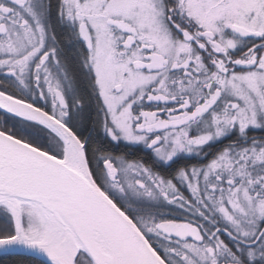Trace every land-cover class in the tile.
Segmentation results:
<instances>
[{"label": "snow or ice", "instance_id": "snow-or-ice-1", "mask_svg": "<svg viewBox=\"0 0 264 264\" xmlns=\"http://www.w3.org/2000/svg\"><path fill=\"white\" fill-rule=\"evenodd\" d=\"M254 130L264 0H0V264H264Z\"/></svg>", "mask_w": 264, "mask_h": 264}, {"label": "trees", "instance_id": "trees-1", "mask_svg": "<svg viewBox=\"0 0 264 264\" xmlns=\"http://www.w3.org/2000/svg\"><path fill=\"white\" fill-rule=\"evenodd\" d=\"M53 3H55V0H53ZM84 127L87 129V131H85V135H91L93 137H98L99 135H102L98 129L96 130H93V125L91 124V122H87ZM129 151H132L134 152V154L137 156V157H140V156H144L145 158L146 155H145V152L143 151H139L138 149H130V148H126L124 145H120L118 148H115L114 149V152L116 154H126L128 153ZM192 162V161H191ZM193 163V162H192ZM5 264H11L10 261H6Z\"/></svg>", "mask_w": 264, "mask_h": 264}, {"label": "flooded vegetation", "instance_id": "flooded-vegetation-1", "mask_svg": "<svg viewBox=\"0 0 264 264\" xmlns=\"http://www.w3.org/2000/svg\"><path fill=\"white\" fill-rule=\"evenodd\" d=\"M39 103H40L41 105H43V101H39ZM249 135H250V136H254V137L259 138V137L264 136V132H261L260 130H254V131L250 132ZM228 142H229L228 140H224V141H223L222 143H220V144H214L211 148L208 149V151L211 152V153H215V152L217 151V149L223 147V146H224L225 144H227ZM209 158H210V157H209ZM201 159H202V157H200V158H196V159H193L192 162H193V163H197V162H199V160H201Z\"/></svg>", "mask_w": 264, "mask_h": 264}, {"label": "rangeland", "instance_id": "rangeland-1", "mask_svg": "<svg viewBox=\"0 0 264 264\" xmlns=\"http://www.w3.org/2000/svg\"><path fill=\"white\" fill-rule=\"evenodd\" d=\"M185 194L187 195V192Z\"/></svg>", "mask_w": 264, "mask_h": 264}]
</instances>
